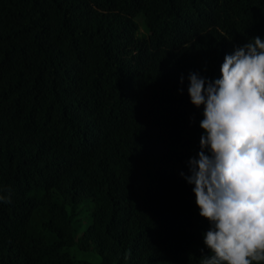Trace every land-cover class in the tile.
I'll use <instances>...</instances> for the list:
<instances>
[{"label": "trees", "instance_id": "1", "mask_svg": "<svg viewBox=\"0 0 264 264\" xmlns=\"http://www.w3.org/2000/svg\"><path fill=\"white\" fill-rule=\"evenodd\" d=\"M257 36L264 0H0V264H199L188 75Z\"/></svg>", "mask_w": 264, "mask_h": 264}, {"label": "clouds", "instance_id": "2", "mask_svg": "<svg viewBox=\"0 0 264 264\" xmlns=\"http://www.w3.org/2000/svg\"><path fill=\"white\" fill-rule=\"evenodd\" d=\"M188 81L192 105L203 108L200 150L187 162L190 174L181 173L194 185L200 216L209 222L202 234L207 251L201 249L199 264H260L264 262V39L251 38L225 55L218 79L190 72Z\"/></svg>", "mask_w": 264, "mask_h": 264}, {"label": "rangeland", "instance_id": "3", "mask_svg": "<svg viewBox=\"0 0 264 264\" xmlns=\"http://www.w3.org/2000/svg\"><path fill=\"white\" fill-rule=\"evenodd\" d=\"M78 258L89 261L94 264L99 262V256H97L95 253H84V254L78 255Z\"/></svg>", "mask_w": 264, "mask_h": 264}]
</instances>
